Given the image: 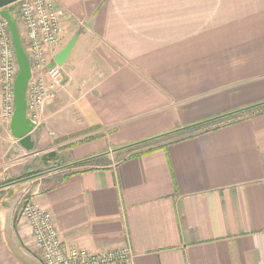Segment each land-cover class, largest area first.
Instances as JSON below:
<instances>
[{
  "label": "crops",
  "instance_id": "obj_1",
  "mask_svg": "<svg viewBox=\"0 0 264 264\" xmlns=\"http://www.w3.org/2000/svg\"><path fill=\"white\" fill-rule=\"evenodd\" d=\"M53 1L63 28L49 60L75 37L63 84L32 151L2 122L0 143L3 159L60 149L58 168H74L34 178L26 167L29 179L0 185V264H43L19 214L26 198L65 243L129 245L132 264H264V108L248 112L264 106V0ZM228 112L241 116L167 134Z\"/></svg>",
  "mask_w": 264,
  "mask_h": 264
},
{
  "label": "built area",
  "instance_id": "obj_2",
  "mask_svg": "<svg viewBox=\"0 0 264 264\" xmlns=\"http://www.w3.org/2000/svg\"><path fill=\"white\" fill-rule=\"evenodd\" d=\"M11 5L17 12L20 40L32 70L26 90L27 117L37 128L43 105L56 98L63 84L61 65L47 57V51L61 38L63 12L53 0H16L5 8ZM17 72L10 31L0 15V122L7 125L14 111L13 88ZM19 214L31 228L34 249L43 264H132L133 251L129 245L90 251L65 243L50 213L31 198L23 200Z\"/></svg>",
  "mask_w": 264,
  "mask_h": 264
},
{
  "label": "water",
  "instance_id": "obj_3",
  "mask_svg": "<svg viewBox=\"0 0 264 264\" xmlns=\"http://www.w3.org/2000/svg\"><path fill=\"white\" fill-rule=\"evenodd\" d=\"M16 0H0V15L6 21L7 26L10 31L16 61L18 65V72L14 81V111L12 117L9 121L8 127L11 133V136L19 142V144L27 151H32L34 149V140L32 139L31 133L36 129V124L30 118L27 117L26 111V90L28 87L29 80L32 76V70L30 67V63L26 54L25 49L22 46L20 40V33L15 20L12 19L9 11L6 6L14 3ZM75 37H73L55 56V63L61 65L64 59L69 54ZM258 105V104H257ZM251 106H249L250 108ZM239 112V111H235ZM235 112H228L222 114L220 116L212 117L209 119H205L177 130L173 132H168L167 134L176 133L178 131H182L191 127L199 126L211 122L213 120L219 119L224 116H229L234 114ZM144 143V142H143ZM136 145V144H135ZM56 156L55 151H49L41 155V161L43 164H47L50 160H52Z\"/></svg>",
  "mask_w": 264,
  "mask_h": 264
},
{
  "label": "rangeland",
  "instance_id": "obj_4",
  "mask_svg": "<svg viewBox=\"0 0 264 264\" xmlns=\"http://www.w3.org/2000/svg\"><path fill=\"white\" fill-rule=\"evenodd\" d=\"M224 117H228V116H224ZM221 117V118H224ZM220 119V118H219ZM7 130V129H6ZM152 146L151 143H142V145H140L139 147L135 146V147H131L127 152H123L121 153L122 155H116L113 154L111 156L112 161H115L116 159H119L121 157H123L124 155H128L127 153L129 152V154H133L135 152H139L141 150H143L144 147H146V145ZM5 145H3V143H0V185L7 183V182H11V181H15V180H19V181H25L27 179H29L30 177H28L27 179H21L22 177H25L24 174H28L25 172V168L29 167V168H33L35 171V174H37L36 176H34V178H37L38 176H40L41 174L46 173L44 170H49L51 169H57L58 166L61 164V162L63 161V156L65 154V152H63L62 150H57L58 154L56 155L55 158H53L52 160H50L47 164H43L41 161V155L42 154H38V155H33L31 157H18L17 159H14L12 161L7 160V158L3 159L2 157V152L5 150ZM45 153V152H44ZM108 159H104V160H96V163H104L107 162ZM7 162V163H4ZM6 165V168H8V172H3V167L2 165ZM8 165V166H7ZM72 168H74V165L71 166ZM70 167L64 166L62 168H58L59 169H65L67 171H70L69 169H72ZM34 174V175H35ZM27 176V175H26ZM21 180H20V179Z\"/></svg>",
  "mask_w": 264,
  "mask_h": 264
},
{
  "label": "trees",
  "instance_id": "obj_5",
  "mask_svg": "<svg viewBox=\"0 0 264 264\" xmlns=\"http://www.w3.org/2000/svg\"><path fill=\"white\" fill-rule=\"evenodd\" d=\"M7 9L9 11L12 19L15 20V22L17 23V12H16L15 7L11 5ZM263 108H264V106L257 107V108H251V109L248 110V112H254V111H257V110L263 109ZM239 116H241V114L238 113V114L230 115L228 117H224V118L213 120V121L208 122V123L203 124V125H199V126H195V127H191V128L179 131V132H177L175 134L173 139L177 141V140H181V139H184V138H187V137H191L194 134H197V133H200V132H205V131H209L211 129H215V128L221 126V125H225V124H228V123L232 122L233 120H235ZM158 143H159V141H156V143H154V146H149V145L145 144L146 147H144L143 150L139 151L138 153L135 152V153H133L131 155H138V154H142V153H145V152H148V151H152V150L158 149L162 145V144H158ZM140 145H142V144H140ZM140 145H138L137 147H139Z\"/></svg>",
  "mask_w": 264,
  "mask_h": 264
}]
</instances>
